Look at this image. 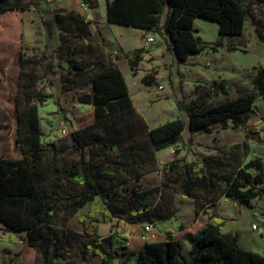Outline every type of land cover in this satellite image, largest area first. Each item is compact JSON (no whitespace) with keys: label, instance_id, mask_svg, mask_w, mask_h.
<instances>
[{"label":"rangeland","instance_id":"374dc122","mask_svg":"<svg viewBox=\"0 0 264 264\" xmlns=\"http://www.w3.org/2000/svg\"><path fill=\"white\" fill-rule=\"evenodd\" d=\"M39 1L40 6L46 9V17L58 15L56 38L52 41L47 40L34 8L0 15V158L22 157L21 148L15 145L14 139L15 104L21 99L23 91L29 87L31 95H45L43 101L37 102L41 141L64 150L56 158L46 150L42 152L39 160L42 189L54 188L58 194L64 195L79 188L71 179L55 180L50 168L55 163L65 166L77 160L78 152L71 148L66 134L74 129L85 130L93 123L94 117L92 106L78 102L75 97L90 92L91 80L104 72V65L111 62L120 69L134 112L147 128L176 117L186 120L190 108H203L247 92L256 95L253 113L241 127L221 128L216 124L208 133H189L185 130L170 147L151 150L146 158L145 171L138 181L129 179L125 183H109L107 189L111 187V193L114 192L116 197L130 194L131 187L135 186L141 193L153 189L152 213L174 212L175 207L189 209L187 201L180 197L182 163L198 167L203 160L219 163L210 158L220 157L223 163L241 166L250 158L264 160V102L253 84L257 69L264 65V6L252 7L251 16L245 21L244 30L239 36L219 37L215 22L195 17L196 36L205 49L181 62L174 58L166 35L107 23L104 0H90L93 5L91 10L81 0ZM148 37H152L153 41H148ZM55 47L60 49L61 63L67 73L64 91H61L58 81L50 86L45 79L43 56ZM136 49H141V52L133 71L128 58ZM19 56L22 57L20 76ZM68 59L75 61L80 68L90 69L84 74L74 75V70L67 66ZM221 85L226 87L221 88ZM202 93H209L204 102L194 100ZM32 101L36 102V99ZM178 102L184 103L186 108L178 110ZM133 120V115L125 112L96 124L92 134L103 140L117 137L125 141L128 123ZM112 122H118V125L110 130ZM257 135L260 136L258 140ZM99 148L111 158L116 155L104 146ZM152 163H155L154 168H151ZM221 170L229 175L232 165ZM223 185V182H218L214 187L215 193H221ZM192 191L201 193L204 190L197 185ZM103 201V196L96 195L91 203L78 208L65 222L61 211L53 219L58 234L63 228L81 234L80 239L72 237L64 242V264H95L94 255L86 248L90 238L105 237L117 229L119 223L124 224L116 218L103 222L102 214L107 212ZM94 204L97 205L98 214L92 219L87 212ZM220 209L239 227L250 223L262 227L264 193L253 199L250 205L227 197L221 200ZM160 224L168 226L167 221ZM23 238L24 232H0V264H37L36 251ZM47 241L51 247L52 242ZM255 248L256 251L260 250L257 245ZM48 252L49 248L45 255L38 256V261L45 258Z\"/></svg>","mask_w":264,"mask_h":264},{"label":"trees","instance_id":"16d2710c","mask_svg":"<svg viewBox=\"0 0 264 264\" xmlns=\"http://www.w3.org/2000/svg\"><path fill=\"white\" fill-rule=\"evenodd\" d=\"M81 1L89 10L93 8L90 0ZM104 3L107 23L129 26L144 32L158 31L166 35L174 58L181 62L205 49L196 36L197 29L193 24L195 17L215 22L219 37L239 36L244 30L245 21L251 16L252 7L264 6V0H104ZM29 7L39 14L47 40H54L58 15L46 17V9L40 6L39 0H0V15L14 10L24 11ZM59 50V47H55L43 56L45 79L50 86L58 81L61 91H64V77L67 73L63 69ZM140 52L141 49L133 50L132 57L128 58L133 71ZM21 65L22 57L19 56V76ZM67 66L74 70V75L84 74L90 69L80 68L70 59ZM104 66L106 70L91 80V91L75 97L78 102L92 106L94 117L93 123L85 130L74 129L66 134L71 148L78 152L77 160L65 166L55 163L50 168L55 180L71 179L79 186L67 194L60 195L54 188L42 189L39 163L42 152L46 150L56 158L64 150L41 141L37 102L43 101L45 95H31L28 87L15 104L17 116L14 142L21 148L22 157L0 158V232H24L23 240L37 253V264L65 263L64 242L72 237L80 239L81 234L67 228L61 229L58 234L53 219L61 211L65 222L78 208L91 203L96 195L104 197L107 212L102 214L103 222L112 218L130 224L169 219L173 211L152 213L153 189L141 193L133 186L130 194L116 197L114 192L111 193V187L107 189L109 183H125L129 179L138 181L145 171L144 165L150 151L170 147L182 137L185 130L189 133H208L216 124L221 128H238L253 113L256 95L247 92L203 108H190L186 120L176 117L147 128L134 112L126 82L118 66L112 62ZM253 84L264 102V65L257 69ZM224 87L226 85H221V88ZM208 94L202 93L194 100L204 102ZM33 98L36 102L32 101ZM177 108L184 110L186 105L178 102ZM125 112H130L134 117L133 122L128 123L125 141L117 137L103 140L92 134L96 124L119 117ZM117 125L118 122H112L110 130ZM256 139H260V136L257 135ZM99 146L108 148L116 154L115 157H109ZM210 160L219 163L203 160L198 167L187 163L181 165L180 194L194 201L196 212H204V206L215 203L221 195L240 204L250 205L253 199L264 193L263 159L250 158L241 166L223 163L220 157ZM227 165H232L229 175L221 170ZM154 167L155 163H152L151 168ZM220 181L224 185L222 192L217 194L214 187ZM197 185L203 187L204 193L192 191ZM108 194L110 197H107ZM87 214L92 219L96 218L97 205H92ZM211 218L213 222L206 223L199 230L184 233L183 239L190 245L187 257L181 252L180 242L170 238L172 232L169 229L165 231L167 238L164 240L145 242L139 251L131 252L125 258L128 239L116 231L102 238H90L86 248L99 258L100 264H264V250L260 254L240 248L236 235L221 232L222 218L216 215ZM47 240L52 242L51 247ZM48 248L45 258L38 261V256L45 255ZM83 256L82 253L81 259Z\"/></svg>","mask_w":264,"mask_h":264},{"label":"crops","instance_id":"0c3cea01","mask_svg":"<svg viewBox=\"0 0 264 264\" xmlns=\"http://www.w3.org/2000/svg\"><path fill=\"white\" fill-rule=\"evenodd\" d=\"M188 203L189 209H182L179 207H175V211L173 215L166 220H157L156 224L153 227L152 232L155 233V238L152 241H161L166 237L165 231L167 229L171 230L172 234L170 236L171 239L178 240L181 244V252L184 256L187 257L190 245L189 243L183 239V235L186 232L193 233L200 228H202L206 223L213 222L212 218L214 215L222 218L223 228L221 232L226 235H236L237 236V245L248 251H254L262 254L264 250V214L261 216L262 227L258 226V224L254 225V223H250L247 226L239 227L236 225L232 218H228L225 216L223 211L220 209L221 200L227 198L225 195H221L218 200L213 204H206L203 208L204 212L198 211L196 212L194 201L191 198L185 197ZM211 216V217H210ZM210 217V218H209ZM116 220H119L116 218ZM230 220L231 223L227 224ZM123 221V220H122ZM161 221H167L168 226L161 225ZM124 222V221H123ZM126 223V225H125ZM147 223V221L142 223H119V227L114 229L117 233L127 237L128 243L125 250L126 255L124 258L131 252L139 251L144 241L141 239V234L143 232V226ZM229 225V226H228ZM254 225L255 228H251ZM111 231V232H113ZM258 246L259 249L256 251L255 246ZM260 251V252H259ZM95 257V264H100V260L97 256ZM123 258V259H124Z\"/></svg>","mask_w":264,"mask_h":264},{"label":"built area","instance_id":"2783aa9c","mask_svg":"<svg viewBox=\"0 0 264 264\" xmlns=\"http://www.w3.org/2000/svg\"><path fill=\"white\" fill-rule=\"evenodd\" d=\"M148 41L152 42L153 41L152 37H148ZM155 224H156V222L146 223L143 226V232L141 234V239L144 241V243L145 242H151L155 238V234L152 232ZM251 228H255V226L252 225Z\"/></svg>","mask_w":264,"mask_h":264}]
</instances>
